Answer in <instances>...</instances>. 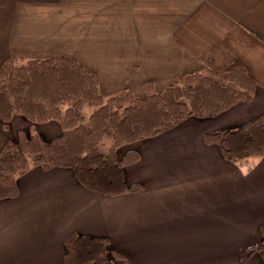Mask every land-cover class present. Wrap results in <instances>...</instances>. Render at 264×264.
<instances>
[{
  "label": "crops",
  "instance_id": "1",
  "mask_svg": "<svg viewBox=\"0 0 264 264\" xmlns=\"http://www.w3.org/2000/svg\"><path fill=\"white\" fill-rule=\"evenodd\" d=\"M59 56L94 72L107 99L234 66L255 95L140 142V159L125 168L138 191L104 196L69 168H31L18 195L0 200V264H65L73 232L109 238L123 256L114 264H264L240 257L262 241L264 157L246 170L203 137L264 112V0H0V66ZM29 129L21 115L8 128L0 120V150ZM37 130L48 141L62 133L57 121Z\"/></svg>",
  "mask_w": 264,
  "mask_h": 264
},
{
  "label": "trees",
  "instance_id": "2",
  "mask_svg": "<svg viewBox=\"0 0 264 264\" xmlns=\"http://www.w3.org/2000/svg\"><path fill=\"white\" fill-rule=\"evenodd\" d=\"M256 84L242 67L223 72H190L156 90L143 85V96L123 88L105 99L96 74L76 59L64 56L8 60L0 66V120L8 128L15 115L30 122L0 150V200L19 193L18 179L33 167L69 168L87 189L117 196L142 189L130 183L125 168L140 159V142L166 133L189 118H212L254 98ZM85 106L92 108L88 117ZM57 121L62 133L48 141L37 125ZM207 144L241 166L246 158L264 157V112L236 128L206 132ZM107 145V150L102 151ZM251 165L250 167H252ZM262 242L240 253L245 263L257 253L264 260ZM65 264H114L122 254L107 237L71 233L65 240Z\"/></svg>",
  "mask_w": 264,
  "mask_h": 264
},
{
  "label": "rangeland",
  "instance_id": "3",
  "mask_svg": "<svg viewBox=\"0 0 264 264\" xmlns=\"http://www.w3.org/2000/svg\"><path fill=\"white\" fill-rule=\"evenodd\" d=\"M123 88H129L128 86H124ZM122 88V89H123ZM130 89V88H129ZM131 90V89H130ZM142 90H143V86H142ZM156 90H158V89H156ZM162 90V89H161ZM121 92V91H120ZM119 92V93H120ZM137 94V93H136ZM138 96H143L144 95V91H142L141 92V94L139 93V94H137ZM105 99H107V98H105ZM236 107V106H235ZM234 107V108H235ZM233 108H231V109H229V110H232ZM91 110H92V108L91 107H89V106H85V108H84V115L86 116V117H88L89 116V114H90V112H91ZM228 110V111H229ZM228 111H225V112H223V113H221V114H219V115H217V116H215V117H212V118H207V119H213V120H215V119H217V118H220L223 114H225V113H227ZM107 150V145L104 147V148H102V151H106ZM258 159H260V158H246V159H244L243 160V162H245L246 164L244 165V168L247 170V168H251L250 166L251 165H253V164H255L256 162H257V160ZM262 224H259V228H261L260 226H261ZM260 230V229H259ZM261 231V230H260ZM262 241H260V242H256V243H254V244H258V243H261ZM253 245V244H252ZM249 246H251V244L249 245V244H246L245 246H244V249H247ZM255 254H257V253H255ZM254 255V254H253ZM252 255V256H253ZM252 256L249 258V260H251V258H252ZM248 260V261H249ZM263 260V259H262ZM263 263H264V260H263Z\"/></svg>",
  "mask_w": 264,
  "mask_h": 264
}]
</instances>
